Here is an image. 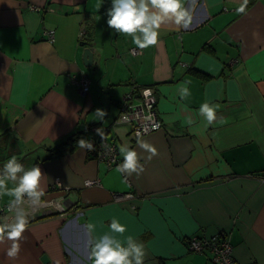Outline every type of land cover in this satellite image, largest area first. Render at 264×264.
Masks as SVG:
<instances>
[{
    "label": "crops",
    "instance_id": "1",
    "mask_svg": "<svg viewBox=\"0 0 264 264\" xmlns=\"http://www.w3.org/2000/svg\"><path fill=\"white\" fill-rule=\"evenodd\" d=\"M241 3L194 0L188 29L162 26L161 42L132 56L131 37L107 26L111 0H0V169L16 156L46 174L41 204L23 205L29 227L19 255L0 243V264H90L91 241L104 234L143 242L144 264H213L187 241L215 235L229 240L237 264H264V0L237 13ZM83 30L100 54L93 69L83 65ZM79 73L89 79L85 95L71 80ZM182 82L191 93L184 99ZM139 87L152 90L161 128L133 138L118 117ZM206 101L221 106L226 123L206 125L197 114ZM96 109L107 112L103 121ZM94 125L117 145L116 165L81 147L42 160ZM120 146L143 157L142 173L116 171ZM10 199L0 197V217L14 214L4 210ZM113 219L123 234L111 231Z\"/></svg>",
    "mask_w": 264,
    "mask_h": 264
},
{
    "label": "clouds",
    "instance_id": "2",
    "mask_svg": "<svg viewBox=\"0 0 264 264\" xmlns=\"http://www.w3.org/2000/svg\"><path fill=\"white\" fill-rule=\"evenodd\" d=\"M192 2L194 0H111V6L105 13L106 23L116 34L131 37L137 49L144 50L161 42L162 26L174 24L178 30L188 29L192 23ZM248 2L249 0H242L236 12L245 13ZM187 84L188 82H182L177 85L181 99L191 94ZM150 92V89L145 90V95H150ZM220 107L217 103L206 101L200 106L197 114L204 118L207 126L213 123L224 124L227 122L226 118L217 116ZM94 114L100 121L107 116V112L102 109H96ZM187 123L192 125L194 121L189 117ZM96 133L101 137V147H104L103 131L98 128ZM78 145L90 151L94 150L93 143L89 140L80 139ZM142 146L152 155L156 154L154 147L147 144ZM119 151L123 162L117 166V172L130 176L133 173L139 175L144 171V165L141 163L143 157L136 150L120 146ZM45 178L46 174L42 172L39 164L26 168L16 156L10 157L0 169V197H12L8 203V211L14 213L12 216L0 217V243L11 242L7 251L10 258L19 255L22 241L25 239L24 233L29 227V213L23 205L28 203L35 207L41 204V197L45 194L42 187ZM9 182L14 186L9 188ZM86 227L89 233L94 230L92 224ZM109 227L113 233L123 234L126 231L115 219ZM146 256L143 242L128 237L126 243H122L114 235L104 234L91 241L88 259L90 264H144Z\"/></svg>",
    "mask_w": 264,
    "mask_h": 264
},
{
    "label": "built area",
    "instance_id": "3",
    "mask_svg": "<svg viewBox=\"0 0 264 264\" xmlns=\"http://www.w3.org/2000/svg\"><path fill=\"white\" fill-rule=\"evenodd\" d=\"M31 11H39V8L35 6H30ZM48 39L51 40L53 37L52 31L46 32ZM85 31L81 32L80 39H86ZM129 53L132 56H136L140 53L137 48L129 49ZM73 83L80 87V91L85 95L89 88V79L86 75L79 73L71 77ZM148 87H142L128 93L122 100L120 106V113L118 117L119 124H127L131 126V134L133 138H139L141 136L152 133L161 128V122L158 119L156 109H155V99L152 94L145 95V90H149ZM138 99L137 102H134ZM100 128L104 135V147H101L102 140L101 137L96 133V129ZM91 137L89 141L93 143L94 150L90 151L89 157L93 160L105 163L107 167H111L118 162V150L117 145L108 139L106 130L101 126H93L89 128ZM111 149V150H109ZM90 185L91 182H86ZM130 194L124 196L114 195L115 200L128 198ZM8 211V206L4 208ZM188 249L193 253H203L208 252L210 254V259L213 264H237L233 257V247L231 246L229 240L221 235H215L211 238H199L191 237L188 242Z\"/></svg>",
    "mask_w": 264,
    "mask_h": 264
},
{
    "label": "trees",
    "instance_id": "4",
    "mask_svg": "<svg viewBox=\"0 0 264 264\" xmlns=\"http://www.w3.org/2000/svg\"><path fill=\"white\" fill-rule=\"evenodd\" d=\"M140 88H142V87L137 88V90ZM137 100L138 99H135L134 102H137ZM121 103H120V106H121ZM94 126L97 127L98 125H94ZM91 127H93V126H91ZM90 137H91V134H90L89 128L85 131L73 132L68 137H66V139L59 142L57 145L47 148L48 153L46 154V156L42 160L56 158V157L62 156L66 152L74 151V149L79 147L78 141L80 139L88 140V139H90ZM18 160L22 163L21 159H18ZM204 253H208V252L205 251Z\"/></svg>",
    "mask_w": 264,
    "mask_h": 264
},
{
    "label": "water",
    "instance_id": "5",
    "mask_svg": "<svg viewBox=\"0 0 264 264\" xmlns=\"http://www.w3.org/2000/svg\"><path fill=\"white\" fill-rule=\"evenodd\" d=\"M80 47L83 48V51H82L83 65L89 69L95 68L94 67L96 64L95 59L100 55L96 47H94L93 44L86 41V39L85 41L80 43Z\"/></svg>",
    "mask_w": 264,
    "mask_h": 264
},
{
    "label": "rangeland",
    "instance_id": "6",
    "mask_svg": "<svg viewBox=\"0 0 264 264\" xmlns=\"http://www.w3.org/2000/svg\"><path fill=\"white\" fill-rule=\"evenodd\" d=\"M119 128H120V129H123V130L126 129V128L123 127V126H119V127L115 126V127H114V129H119ZM109 137H110V136H109Z\"/></svg>",
    "mask_w": 264,
    "mask_h": 264
}]
</instances>
